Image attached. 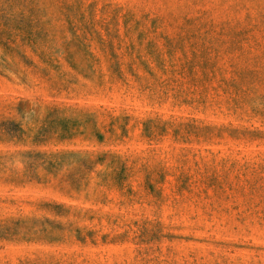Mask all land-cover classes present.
<instances>
[{
  "label": "rangeland",
  "instance_id": "374dc122",
  "mask_svg": "<svg viewBox=\"0 0 264 264\" xmlns=\"http://www.w3.org/2000/svg\"><path fill=\"white\" fill-rule=\"evenodd\" d=\"M0 264H264V0H0Z\"/></svg>",
  "mask_w": 264,
  "mask_h": 264
}]
</instances>
